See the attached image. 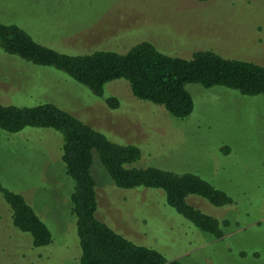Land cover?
I'll use <instances>...</instances> for the list:
<instances>
[{"label": "rangeland", "instance_id": "1", "mask_svg": "<svg viewBox=\"0 0 264 264\" xmlns=\"http://www.w3.org/2000/svg\"><path fill=\"white\" fill-rule=\"evenodd\" d=\"M0 22L66 54L124 53L148 41L168 55L189 58L207 49L264 65V0H0ZM185 88L193 109L177 118L136 97L123 78L104 83L97 96L55 67L0 48V104L53 103L110 141L136 145L140 157L131 165L194 173L231 198L214 205L196 194L185 197L219 221L223 235L215 238L169 206L162 189L116 186L93 151L99 219L184 264H264V96L221 85ZM111 96L117 107L109 106ZM62 142V133L48 127L0 128V184L20 193L51 234L48 244L33 245L13 225L0 192V264L80 263L74 182L64 171Z\"/></svg>", "mask_w": 264, "mask_h": 264}, {"label": "trees", "instance_id": "2", "mask_svg": "<svg viewBox=\"0 0 264 264\" xmlns=\"http://www.w3.org/2000/svg\"><path fill=\"white\" fill-rule=\"evenodd\" d=\"M0 48L33 64L55 67L97 96L102 94L104 83L123 78L136 97L162 105L177 118L188 116L193 109L192 96L185 88L187 83H199L207 88L221 85L244 95L264 96V65L225 58L207 49L195 50L189 58H183L163 53L148 41H140L124 53L94 50L66 54L38 43L22 27L2 22ZM107 102L111 107L118 105L112 96ZM26 126L48 127L63 135L61 160L65 174L74 182L70 201L81 251L79 264H184L177 259H167L156 249L133 243L95 215L97 199L95 179L91 174L93 151L116 186L160 188L166 203L194 226L215 238L223 235L215 217L185 200L188 194H196L214 205L231 202L223 190L213 187L199 175L175 173L155 166H133L131 164L140 157L136 145L110 141L103 133L53 103L0 104L2 130L16 132ZM0 192L10 207L13 225L28 232L33 245L48 244L51 241L48 228L24 197L1 184Z\"/></svg>", "mask_w": 264, "mask_h": 264}]
</instances>
